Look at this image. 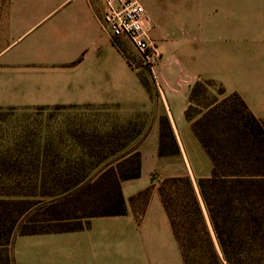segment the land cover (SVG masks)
<instances>
[{"label":"crops","instance_id":"obj_1","mask_svg":"<svg viewBox=\"0 0 264 264\" xmlns=\"http://www.w3.org/2000/svg\"><path fill=\"white\" fill-rule=\"evenodd\" d=\"M138 1L162 52L156 82L103 29V0L6 1L11 39L0 50V109L110 108L121 123L136 124L126 153L138 151L141 160V175L121 182L125 214L92 217L81 230L18 235L15 264H185L158 187L182 175L197 187L212 174L211 158L185 114L192 86L214 79L264 119V40L253 39L264 32V0ZM213 66L228 74L211 75ZM163 116L171 122L176 154L159 153ZM151 185L139 216L130 198Z\"/></svg>","mask_w":264,"mask_h":264},{"label":"trees","instance_id":"obj_2","mask_svg":"<svg viewBox=\"0 0 264 264\" xmlns=\"http://www.w3.org/2000/svg\"><path fill=\"white\" fill-rule=\"evenodd\" d=\"M210 88H217L216 94ZM189 101L185 114L211 158L212 174L199 178L197 187L189 175L166 177L158 187L183 260L185 264H264V119L239 93L228 92L210 78L195 82ZM121 132L105 133L104 141L88 139L86 131L71 132L88 154L101 155L89 168L57 159L41 163V156H60L50 146L21 149L16 161L0 153L4 156L0 158V264H15L8 246L16 228L19 235L81 230L92 217L127 212L121 182L141 175V160L138 151L118 156L130 142H120ZM24 152L31 156L27 162L21 157ZM178 152L171 122L163 116L159 153ZM112 155L118 158L109 159ZM25 167L29 183H11V176L20 177ZM152 189L153 185L130 198L138 204L139 216ZM34 208L35 215L30 214ZM72 220L78 223L66 224Z\"/></svg>","mask_w":264,"mask_h":264},{"label":"rangeland","instance_id":"obj_3","mask_svg":"<svg viewBox=\"0 0 264 264\" xmlns=\"http://www.w3.org/2000/svg\"><path fill=\"white\" fill-rule=\"evenodd\" d=\"M6 1L7 0H0V50L4 48L11 39V32L5 27L6 11L4 8L6 7ZM253 39L255 41H263L264 32H260L259 35L253 36ZM118 42L122 48L127 51L131 60L136 61L137 53L133 50L134 47L132 43L126 38H120ZM210 69L212 70L211 75L213 76L223 77V75L228 74V70L222 68V66L219 68L213 66L210 67ZM146 70L149 71L148 69ZM149 74L155 81L151 71H149ZM154 75L157 78L155 71ZM216 90L217 88H210L209 91L214 95L217 92ZM74 130L86 131L88 139H93L95 141H104L107 136H105V133L107 134L111 131L118 130L122 131L120 135L123 137L120 140V142H122L130 141L136 135L137 128L134 123H121L115 111L107 107L77 106L29 110L0 109V153H4L7 159L16 161L20 159L18 158V151L21 149L29 151L31 147H34V149H42L50 146L58 151L60 154L58 159L59 161L61 160L63 164L81 163L89 168L94 161H99L101 155L88 154L71 134ZM126 152H129L128 148L121 151L118 156ZM1 157L4 156L0 155V158ZM21 157L23 162H27L31 158L28 152H24ZM116 157L117 155H112L109 159H116ZM27 169L28 168L25 167V173L20 177L16 175L11 176V183L21 180L26 186L29 183ZM36 209L37 208L30 210V214L32 213L35 215L34 212ZM40 213L42 212L36 214L39 215ZM30 214L28 213V215ZM76 223L78 222L72 220L66 224L74 225ZM20 231V228H16L11 237V243L8 246V250L11 254L15 238L20 234ZM211 232L213 240L219 249L212 228Z\"/></svg>","mask_w":264,"mask_h":264},{"label":"built area","instance_id":"obj_4","mask_svg":"<svg viewBox=\"0 0 264 264\" xmlns=\"http://www.w3.org/2000/svg\"><path fill=\"white\" fill-rule=\"evenodd\" d=\"M103 1L104 9L100 16L103 29L115 43L120 38L128 39L137 53L136 61H131L132 65L148 69L157 81L154 69L162 57V52L150 35L151 23L144 5L138 0Z\"/></svg>","mask_w":264,"mask_h":264}]
</instances>
